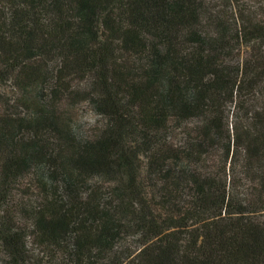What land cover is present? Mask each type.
Segmentation results:
<instances>
[{"label":"trees","instance_id":"1","mask_svg":"<svg viewBox=\"0 0 264 264\" xmlns=\"http://www.w3.org/2000/svg\"><path fill=\"white\" fill-rule=\"evenodd\" d=\"M245 1L0 0V264H264Z\"/></svg>","mask_w":264,"mask_h":264},{"label":"rangeland","instance_id":"2","mask_svg":"<svg viewBox=\"0 0 264 264\" xmlns=\"http://www.w3.org/2000/svg\"><path fill=\"white\" fill-rule=\"evenodd\" d=\"M245 5L252 8H258V11L262 12L264 15V2L258 3L256 0H246Z\"/></svg>","mask_w":264,"mask_h":264}]
</instances>
